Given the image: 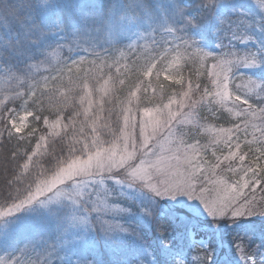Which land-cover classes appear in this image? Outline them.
Returning a JSON list of instances; mask_svg holds the SVG:
<instances>
[{"label":"trees","instance_id":"trees-1","mask_svg":"<svg viewBox=\"0 0 264 264\" xmlns=\"http://www.w3.org/2000/svg\"><path fill=\"white\" fill-rule=\"evenodd\" d=\"M183 1L151 0L160 5L154 9L157 15H149L143 23H136L135 18L130 19L131 32L142 36L145 42L153 38L154 43L143 46L138 43L137 47L130 49L119 71L111 67L109 62L116 59L117 48L124 47L122 42L91 43L95 38L88 33L76 32L69 23L67 12L59 21L45 16L47 27L38 34H29L27 38L31 48L26 53L28 60L21 71L12 64L0 63V89L1 84H7L9 100L14 99L17 93L22 96L28 94L22 105L11 106L9 117L23 107L29 113L27 124L19 132L9 130L13 129L11 118L0 122V210H6L14 202L20 203L39 177L50 173L57 165L75 155L76 151L69 147L68 134L59 136L54 134L55 131L50 137H45L48 135L45 127L55 122L64 126L68 119L75 121L74 114L81 109L78 97L82 95L85 89L83 85L91 73L100 76L113 73L116 85H113L112 107L116 113L119 105L135 99V106L129 104L142 112L168 104H183L179 99L184 97L187 103H184V108L190 122L186 127L179 125L177 135L184 145L200 148V152L207 150L210 159L206 165L200 159L199 152V180L204 177L207 179L201 183L195 180V188L199 189L201 185L207 187L205 184L213 187L217 179H227L230 185L243 189L230 208L244 205L242 212H246L248 202L256 207H264V91L260 90V95L256 97L245 94L247 97L240 95V98H237L235 91L236 82L246 79L260 82L261 87H264V64L260 61L251 66L258 67L254 73L239 69L243 63L252 64L249 53H259L264 48V15L253 2L228 3L226 7L230 6L229 10H221L216 17L209 16L212 20H208L205 14L211 3L207 0H190L191 4L185 6L182 5ZM23 2L16 0L17 5ZM37 2L47 14L52 0ZM181 9L184 14H181ZM17 11L18 8H11L7 12H0V34L9 29L10 19L16 16ZM158 22L162 26H169L175 36H165L171 33L156 31L154 26ZM233 26L236 31L231 29ZM232 35L235 36L233 41ZM239 37L248 38L251 43L238 44ZM228 40L233 43V48L225 45ZM13 44L14 39L0 38V46ZM216 44L219 49L215 50L213 46ZM198 48L211 55L230 56L229 60L235 58L230 79L220 77L227 81L228 99L233 102L227 103V98L222 100L216 94L215 82L210 83L209 78L192 75L190 57L196 54ZM175 50L178 54H175ZM231 52H235V55H229ZM73 54L82 57L74 62L78 56ZM98 63H105L100 73L91 66ZM210 64L208 62L211 68ZM180 71L183 72V78L168 75ZM243 98H247L249 103H244ZM36 100L38 104L33 103ZM57 113L59 115H55V118H46ZM239 125L245 129L253 128L254 136L257 137L254 142H246L249 133L245 131L240 139L242 149L239 148L238 154L233 153L232 148L223 142L219 143L220 148L216 147L218 150L211 149L215 137L209 132H203L207 126L224 129L237 128ZM27 163L28 168L24 169ZM106 175L130 183L124 175ZM132 184L141 191L142 196L124 199L112 189H102L97 193L100 192L108 207L104 213L105 218L139 233L143 244L127 233H118L110 241L99 231L98 225L95 229L89 227L85 232L84 225L74 221L72 223L61 212L47 217L45 212L34 208L29 215L4 217L0 220V257H6L8 262L15 260L16 264H61V261L62 264H72L78 249L83 246L84 241L80 239L83 235L104 264H121L123 259L128 258L130 250L140 252L141 259H147L143 255V245L146 244L155 254L164 249V241L172 255L177 253L178 259L193 264L192 260L197 256L200 246L189 242V229L198 238H207L213 264H242L234 248L235 240L241 237L249 252H254L257 246L264 251V217L254 215L218 218L216 221L202 220L191 216L186 210L177 211L168 207L167 202L161 198L155 197L157 200L154 203L147 201L146 197H153L142 188L141 183L138 181ZM106 192L108 196H105ZM36 206L33 207L38 208ZM112 208H115L114 212L109 210ZM120 208L129 211L120 212ZM85 210L87 217L89 211L87 208ZM149 212L151 216L147 214ZM94 215L97 216V211L93 212L89 220H93ZM157 224L161 225L159 232ZM64 240L72 243L61 249ZM39 241L45 246L36 248ZM19 248L24 251H14ZM91 258L92 254L89 255ZM256 262H264L259 252H256Z\"/></svg>","mask_w":264,"mask_h":264},{"label":"rangeland","instance_id":"rangeland-1","mask_svg":"<svg viewBox=\"0 0 264 264\" xmlns=\"http://www.w3.org/2000/svg\"><path fill=\"white\" fill-rule=\"evenodd\" d=\"M189 1L184 0L182 5H190ZM207 2L211 3V6L208 13L205 14L206 18L209 16L216 17L221 10H229L230 6L226 7L228 3L253 2L264 15V11L261 10L259 4L257 5L256 0H207ZM208 20H212V17H209ZM129 22L130 20L113 26L103 36L102 43L121 41L124 46L120 49L117 48L116 59L109 62L110 66L114 67L116 71L124 66L122 64L124 57L129 53L130 49L137 47L138 43H142V46L154 43L152 41L153 38H149L145 42L142 36L131 32ZM163 24H165V21ZM154 29L162 33H174L169 26H162L160 22L154 26ZM231 29L233 31L237 30L235 26ZM234 38L235 36L232 35L231 40H235ZM237 40V43L241 45H249L251 43L245 37H239ZM91 43H97L96 39L91 41ZM232 44L230 40L225 43V45L233 48ZM218 47V44L213 46L215 50L219 49ZM252 53H255V51H252ZM175 54H178L177 50H175ZM73 55L78 56L74 62L79 61L82 57L77 54ZM232 55H235V52ZM234 59L231 58V61ZM119 60H121L120 63H118ZM91 66L100 73L102 68L105 67V63ZM251 66L244 63L242 65L246 69H250ZM257 68V66H254V69L257 70ZM86 70L89 71V68L86 67ZM102 74H105V72ZM94 75V73L90 74L89 79L83 85L85 89L82 91V95L78 97L81 109L75 112V121L68 119L64 126L59 125V122H55L45 127L48 133L45 137H50L53 134L52 132L55 131L57 132L54 134L59 136L68 134L69 147L76 151L75 155L68 158L69 160L67 159L63 164L57 165L50 173L39 177L33 183L26 197L21 200L24 203L21 204V202L18 203L19 201H17L10 204L9 208L2 211L7 214H0V220L4 217L29 215L35 208L45 212L47 217L52 216L53 213L61 212L67 220L72 223L74 221L77 224L79 219H91L93 212L99 211V209L107 211L108 207L105 204V199H103L100 192L97 193L98 191L112 189L118 192L120 196H123L124 199H131L139 197V195L142 196L141 191L132 184L139 181L142 188L153 197V199L146 197L147 201L154 203L157 200L155 197H158L167 202L168 207L177 211L186 210L193 217L216 221L218 217L210 216L199 200L188 199L184 196L172 197L171 191L174 190L175 185L166 184L164 179L165 175L169 177L175 174H180L181 176L194 175L196 179L191 181V187L197 193L202 189L195 188L197 183L195 180L201 183V181L207 179L204 177L199 180L201 168L197 166L199 165L200 148L193 147V145H184L180 136L177 135L178 128H180L179 125L186 127L190 122V117L184 108V103L187 104L186 99L184 97L179 99L184 102L183 104H177L176 106L168 104L142 112L130 105L135 106V99L119 105L118 113H116L112 107L113 85H116V81L114 82L115 78L112 77L114 76L113 73H108L104 76L96 73L95 78L92 79ZM221 76L226 77V73L217 69V81L222 80V78L220 79ZM222 81V84L215 83L216 94L222 100L227 98V103L233 102V100L228 99L229 89L227 88V81ZM6 86V83L1 84L0 89V101L5 104L10 98V91L6 89ZM261 86L262 83L260 82L251 83L248 79L240 80L236 82L235 91L239 92L243 97L245 94L256 97L260 95ZM1 107L2 105H0V109H2ZM28 115L29 113L25 107L12 115L15 118H11L10 123L14 131L19 132L27 124ZM207 127V130L205 129L203 132H209L215 137L211 142L213 151L217 149L216 147L220 148L219 143L223 142L232 148L233 153L238 154L239 148L242 149L240 139L245 135V131L249 133L246 135V142H254L257 138L254 136L253 128L247 127L245 129L242 125L237 128L224 129L213 126ZM206 152L207 150L200 152V159L204 160L203 162L207 165L206 162L210 163V159L208 152ZM28 165L29 163L26 164L24 169H27ZM196 167L197 169H194ZM105 174L124 175L130 183L126 184L112 176L106 175L105 177ZM213 181H208L207 183ZM205 185L210 188L208 184ZM214 187L213 200L219 196L222 199L217 201V204L230 201L229 207L235 197L243 192V189L230 185L229 181L227 179L225 181L223 178L217 179ZM144 193L149 195L146 192ZM108 195L109 193L106 192L105 196ZM93 201H95L96 207L86 217L84 214L85 208L89 211L93 207ZM16 204H21L19 210L13 207ZM36 205H38V208H36ZM10 209L11 211H9ZM109 210L114 212L115 208ZM95 218L96 215L92 219L95 220ZM195 234L192 229H189V242L200 247L207 246V238H198ZM2 240L4 241V238ZM173 256L177 257L176 254H173ZM0 264H10V262L6 260V257L1 256Z\"/></svg>","mask_w":264,"mask_h":264},{"label":"snow or ice","instance_id":"snow-or-ice-1","mask_svg":"<svg viewBox=\"0 0 264 264\" xmlns=\"http://www.w3.org/2000/svg\"><path fill=\"white\" fill-rule=\"evenodd\" d=\"M256 3L259 4L261 10L264 11V0H256ZM180 11L181 14H184V11L182 9ZM229 55H231V53H229ZM248 55L252 59L251 65L256 64L257 61H260L261 64H264V48H261L259 50V53H249ZM190 59L193 65L192 75L196 77H207L209 78L210 83H223L222 80L217 81V69H219L221 72L226 73V78L230 79V76L232 75V69L235 66L234 62L229 60L226 56L211 55L210 53L203 51L199 48L196 49V54L193 57H190ZM208 62H211V68L208 66ZM168 75H175L180 78H183L182 71L175 73L170 72L168 73ZM231 86L232 85H229V87ZM211 90L212 89H208V91ZM261 90L264 91V87H261ZM236 96L237 98H240V93L236 92ZM244 97H247V95H245ZM243 101L244 103H249L247 98H243ZM164 179L166 184L175 185L174 190L171 191L172 197L184 196L188 199L199 200L202 203L203 208L206 210V212L212 217L237 218L241 216L254 215L264 217V207H256L250 202H248L246 212H242L244 205L230 208L228 206L230 204V201H225L223 202V204H217V201H220L222 198L217 196L216 199L213 200V192L215 191L214 186L208 188L204 187V185H201L200 188L202 190L197 193L191 187V181L196 179L194 175L181 176L180 174H175L171 177L165 175ZM209 179H211V177H209ZM23 203L24 201H21V204ZM92 203L93 207L89 209V212H92L93 209L96 207L95 201H93ZM21 204H16L13 207L19 210ZM9 211H11V209ZM127 211H129V209L120 208V212ZM106 212L107 211L103 210L97 211V216L95 220H88L87 218H82L78 220V223H82L84 225L85 232H87L89 227L95 229L98 225L99 231L110 241L118 233H127L143 244V238L140 236L139 233L130 230L129 228L123 226L121 223L115 220L105 219L104 213ZM0 214L6 215L7 213H3L2 210H0ZM147 214L151 216L150 212ZM233 222H235V220H233ZM160 227L161 225L157 224L158 232L160 231ZM80 239L84 241V243L83 246L78 249V254L76 255V258L72 261V264H104V261L98 259L97 254L94 253L93 246L86 241V237L82 235ZM71 243V241L64 240L61 249L67 247ZM164 245L165 247L163 250L154 254L153 251L149 249L146 244H144L143 255L146 256L147 259H141L140 252L130 250L128 253V258L123 259L121 264H186L185 260H178V257H174L172 255V253L168 250V244L165 241ZM25 247H27V245ZM234 248L242 264H257L256 252H259L261 256H264V251H261L259 246L256 247V250L254 252H249L248 248H246L244 245L243 237L235 240ZM19 251L23 252L24 249H19ZM197 253V256L192 260L193 264H213L212 250L208 246L199 247L197 249ZM90 254H92L91 259H89ZM10 264H16V261L12 260L10 261ZM262 264H264V262H262Z\"/></svg>","mask_w":264,"mask_h":264},{"label":"clouds","instance_id":"clouds-1","mask_svg":"<svg viewBox=\"0 0 264 264\" xmlns=\"http://www.w3.org/2000/svg\"><path fill=\"white\" fill-rule=\"evenodd\" d=\"M159 7V4H154L151 0H52L49 10L45 14L37 0H24L20 5L16 4V0H0V12L18 8L16 16L10 19L9 29L0 34V38L15 40V44L12 46H0V63L12 64L18 71L22 70L28 60L26 53L31 48L27 37L29 34H38L47 27L45 16L59 21L60 17L67 12L69 23L76 32L88 33L96 39L97 43L102 44L104 33L113 26L132 18H135L136 23H143L149 15H157L154 9ZM27 95V93L24 96L17 93L16 97L10 99L7 104L0 101V105H2L0 122L8 118H15L14 116L9 117V113L12 111L11 106L14 104L22 105ZM33 103L38 104L39 101L36 100ZM55 115L59 114L50 115L46 118H55ZM39 118L43 119L44 117ZM9 130L14 131V129ZM44 246L45 244L41 241L35 245L36 248ZM19 249H14V251L19 252ZM261 258L264 259V256Z\"/></svg>","mask_w":264,"mask_h":264}]
</instances>
